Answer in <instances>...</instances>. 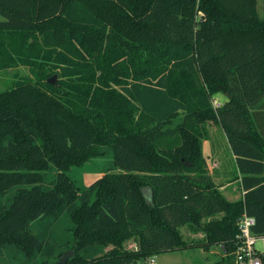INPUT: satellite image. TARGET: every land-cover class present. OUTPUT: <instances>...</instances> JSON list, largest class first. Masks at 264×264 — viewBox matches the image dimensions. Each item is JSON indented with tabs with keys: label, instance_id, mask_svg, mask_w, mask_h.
Wrapping results in <instances>:
<instances>
[{
	"label": "trees",
	"instance_id": "16d2710c",
	"mask_svg": "<svg viewBox=\"0 0 264 264\" xmlns=\"http://www.w3.org/2000/svg\"><path fill=\"white\" fill-rule=\"evenodd\" d=\"M0 14V70H29L0 92V197L26 185L10 206L0 198V247L32 254L44 243L31 222L64 212L74 222L67 264H132L214 245L224 260L244 212L264 233L257 0H0ZM218 93L227 99L216 108ZM219 129L236 162L233 177L223 170L224 181L239 182L234 200L203 150L209 141L208 155L224 164ZM106 148L117 170L81 190L66 171ZM51 166L58 176L45 189ZM184 225L202 232L199 243L183 238ZM94 243L113 246L90 259L79 253Z\"/></svg>",
	"mask_w": 264,
	"mask_h": 264
},
{
	"label": "rangeland",
	"instance_id": "374dc122",
	"mask_svg": "<svg viewBox=\"0 0 264 264\" xmlns=\"http://www.w3.org/2000/svg\"><path fill=\"white\" fill-rule=\"evenodd\" d=\"M257 11L260 17L264 16V0H257ZM3 19L4 17L0 14V20ZM26 75H29V70L25 66L0 70V92L11 88L18 79H22ZM214 98L222 104L227 99L223 93L216 94ZM214 138L218 140L216 141L220 146L218 148L223 149L225 153V161L223 165L219 161L214 165L210 155H207L209 171L211 168H217V171L213 170V173L211 170L210 175L217 183L225 182L227 188L223 189V192L229 199L234 200L242 195V191L237 187L239 182L233 179L229 180V182L224 180L227 177L225 174L226 171L230 177L235 175L237 171L236 162L232 156V152L228 148L226 139H224L222 130L219 129V132ZM204 142L203 150L207 154L209 152L208 144L205 140ZM113 158L112 150L106 148L105 155L92 157L81 165H73L66 173L82 190L88 188L94 180L104 173L117 170ZM44 175L43 187L45 189L52 188L58 176V169L55 166H51V168L45 171ZM23 186L26 185H14L10 187L1 195V201L6 206H10L17 191ZM95 197V194H93L91 201ZM80 203L81 200L79 199L78 204ZM73 228L74 222L68 212H64L59 216L50 213L37 218L31 222L30 230L43 241V247L35 250L32 254H27L22 248L14 244H5L0 247V264H59L65 252L74 250L73 245L75 240ZM181 233L188 243H199L202 238L201 231H195L191 226L187 225L181 227ZM112 246L113 244L104 245L94 243L84 248H79V253L83 257L90 259L107 253ZM125 246L128 249H132L136 247V243L133 239H129L125 242ZM223 255L225 256V251L221 245H214L208 249L192 246L160 253L148 258H141L137 263L132 264H227L231 261V256L229 258L225 257L224 261L222 258ZM153 260L154 262H152Z\"/></svg>",
	"mask_w": 264,
	"mask_h": 264
},
{
	"label": "built area",
	"instance_id": "2783aa9c",
	"mask_svg": "<svg viewBox=\"0 0 264 264\" xmlns=\"http://www.w3.org/2000/svg\"><path fill=\"white\" fill-rule=\"evenodd\" d=\"M213 105L218 108L222 103L214 99ZM237 224L239 231L234 240V247L229 252L231 264H264V233L254 231L256 218L244 212L238 218Z\"/></svg>",
	"mask_w": 264,
	"mask_h": 264
},
{
	"label": "water",
	"instance_id": "95a60500",
	"mask_svg": "<svg viewBox=\"0 0 264 264\" xmlns=\"http://www.w3.org/2000/svg\"><path fill=\"white\" fill-rule=\"evenodd\" d=\"M56 79V76H53V78H50L49 80L54 82ZM74 250H68L67 252L64 253L62 258L60 259V264H67L69 259L73 256Z\"/></svg>",
	"mask_w": 264,
	"mask_h": 264
},
{
	"label": "crops",
	"instance_id": "0c3cea01",
	"mask_svg": "<svg viewBox=\"0 0 264 264\" xmlns=\"http://www.w3.org/2000/svg\"><path fill=\"white\" fill-rule=\"evenodd\" d=\"M206 142H207V144H208V153H207V155L210 153V145H209V141H207V140H205ZM205 143V142H204ZM203 147H204V145H203ZM205 151V150H204ZM206 153V152H205ZM218 160H213V162H214V165H216L215 163L217 162ZM212 167H213V165H212ZM215 167V166H214ZM212 170V171H211ZM211 172L213 173V170H216V168H214V169H212L211 168ZM225 188H227L226 187V185H223L222 187H221V189H225Z\"/></svg>",
	"mask_w": 264,
	"mask_h": 264
}]
</instances>
